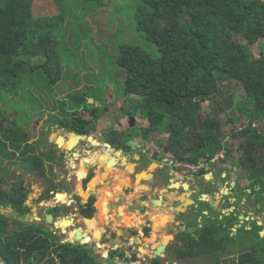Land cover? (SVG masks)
<instances>
[{
  "label": "trees",
  "instance_id": "16d2710c",
  "mask_svg": "<svg viewBox=\"0 0 264 264\" xmlns=\"http://www.w3.org/2000/svg\"><path fill=\"white\" fill-rule=\"evenodd\" d=\"M37 1L0 0V92L15 90L20 76L37 70L46 73L51 86L61 79L60 62L47 47L50 37L33 34ZM136 16L161 54L154 58L138 47L119 48L124 93L138 98L122 107L131 117L140 113L146 118L141 137L164 144L167 158L192 163L238 148L245 172L264 182V0H143ZM42 53V64L27 69L21 58ZM3 110L1 135L18 148L21 135ZM228 134L233 148L226 143ZM116 148L130 149L121 139ZM1 183L0 174V206L17 217L28 214V188H3ZM94 202L93 196L82 208L87 218L94 215ZM149 232L146 228L145 234ZM207 232L221 229L204 225L200 246ZM0 235L3 264H99L91 249L57 240L38 222L24 224L0 213ZM177 239L186 248L181 257L197 253V242L189 235L181 233Z\"/></svg>",
  "mask_w": 264,
  "mask_h": 264
},
{
  "label": "rangeland",
  "instance_id": "374dc122",
  "mask_svg": "<svg viewBox=\"0 0 264 264\" xmlns=\"http://www.w3.org/2000/svg\"><path fill=\"white\" fill-rule=\"evenodd\" d=\"M142 3L143 0H38L35 5V12H33L32 27L35 30L33 34L38 37L41 35L50 37L51 40L48 39L47 47L60 62L62 74L61 79L54 86H51L48 84V77L43 70L29 72L19 77L20 83H18L15 90L8 89L5 91L6 89H4L0 92V103L7 108V112H11V118L14 120L15 113L18 115L15 123L18 126H22L23 123L28 122L32 118V113L40 108L39 100L46 108L51 107V104L62 106V102L67 97H72L77 91L88 93L95 97L107 92L111 93L112 91L119 102L136 101L137 97L124 93L123 80L126 76H124L123 69L117 64L120 46L138 47L154 58H159L161 55L158 47L153 41L147 39L145 32L138 26L136 12ZM43 56L44 53L36 57H22L21 59L25 61L28 69L42 64L44 61ZM47 110L51 111L50 108ZM138 115L135 127L132 128V133L136 139L141 138L142 129L146 125V118H142L140 113ZM27 129L29 131L30 127L28 126ZM52 139H56L55 131ZM163 139L165 137H162L161 141ZM163 145L162 143H157L155 146L158 151L163 152ZM232 152L242 156V152L238 151V148H235ZM113 153V151H107L104 148L97 151L90 150L86 154L83 153L80 163L82 168L79 167V173H82V169H84V162L98 161L100 164L95 173L96 177L91 180L90 187L108 177L110 170L107 169L109 168L102 174L101 168L105 160ZM115 155L120 158L119 152ZM126 159L122 158L123 165H126ZM132 160L129 159V162L131 163ZM235 164H240L239 159L238 162L235 161ZM9 167L11 173L14 174V167L11 165ZM127 169L132 171V166H127ZM150 170H153V168L145 169L138 179L141 180ZM0 173L6 184H9L11 179H18L17 176H11L6 173L4 162L0 163ZM122 186L124 184L120 183L117 188H87L84 190L78 184V188H60L57 191L68 195L74 190L84 200L94 192L96 196L95 207L97 208L94 216L90 219H84L77 213L78 218L75 225L80 227L82 234L88 233L94 237V242L87 245L86 248L92 249L93 254L97 256L96 261L99 264H121L118 261L109 263L106 251L112 241L99 248L101 232L107 218L106 213L109 211L106 205L104 211L101 212L100 200L102 197L107 196L108 200L114 202L113 195L118 191L126 194L129 200H126L120 209L119 212L122 215L119 216V219L115 217V212L112 214L111 226L123 227L124 231L128 233L134 228V232L139 235L133 237L131 243L138 241L141 257H144L146 253L153 257L155 247H152L151 244L156 242L160 245L163 239L169 238L165 232V224L168 222L169 215L161 214L157 216L152 214L151 218L156 221L151 223V232L144 238L139 239L142 231L137 223L138 212L135 210L137 206L136 203L135 205H131V203L139 198L137 192L140 188H132L131 186L130 188H122ZM164 189H161L164 194L167 190L171 191V188ZM43 190L44 188H34V191L28 193L26 204L30 207V212L24 217H17L11 208H3L1 206L0 213H4L10 218H17L24 224L37 221L44 225L45 215L53 209V204L49 201L54 200V196L49 194L45 198H40L39 195ZM150 193L153 197L159 193V190H152ZM42 199L45 204L41 203ZM59 199H63V196H59ZM108 200L107 203L109 202ZM175 200L173 202H175V207L177 208H181L188 203V200H185L182 195H176ZM145 203H147V200H145ZM62 205H65L63 207L65 212L59 214L55 225L52 224L54 229L51 232H55L56 239L59 241L79 244L74 239H71V236H76V231H70L69 228L70 219L68 218L74 217V213H76L73 210L74 205L67 202ZM146 215V213L140 215L138 222L142 223L148 220ZM87 220H89L88 223H86ZM113 241L117 244L119 240L114 239ZM2 243L3 237L0 235V245ZM147 250L148 252H146ZM0 264H3L1 256ZM186 264H199V261H193V263L190 261Z\"/></svg>",
  "mask_w": 264,
  "mask_h": 264
},
{
  "label": "flooded vegetation",
  "instance_id": "af4514ba",
  "mask_svg": "<svg viewBox=\"0 0 264 264\" xmlns=\"http://www.w3.org/2000/svg\"><path fill=\"white\" fill-rule=\"evenodd\" d=\"M39 103L41 104L40 108L36 109V112L32 113V118L23 123L22 126L15 123L18 117L17 113H15V119L13 120L11 112H7V108L0 103V107L4 109L3 115L8 117L10 125L17 131L18 135H21L18 148H12L1 135L5 129V122L1 119L0 163L4 162L8 175L17 176L18 178L16 180L11 179L10 183L6 184L0 173L4 179L1 186L3 188H13L14 184H21V187L28 188L29 192L34 191V188H44L39 195L40 198L49 194L54 196L55 204L52 205L53 209L50 212L55 217L54 225L59 214L65 212L63 208L65 205L62 204L66 202L73 204V210L76 213H74V217L68 219H70V231H76L78 226L75 223L78 215L88 219L83 215L82 208L90 202L93 196L96 197L94 192L86 200L79 196L78 192L75 194L74 190L68 195L65 193L59 195L63 196V199H59V196L57 198L56 193L60 188H78V184L84 190L87 188L98 189L104 185L111 188L113 180L110 174L108 179L90 187L91 180L96 177L95 173L100 164L98 161L84 162V169H82V173H79V167L82 168L80 164L83 158L82 155L90 150L97 151L102 148L107 151H114L118 139H121L131 150L129 144L131 141L129 138L133 135V127L130 126L131 116L123 110V101L119 102L112 91L96 97L77 91L72 97H67L62 102V106L51 104L52 106L49 108L52 112L48 111L49 108H46L40 100ZM28 126L30 127L29 131ZM54 131L56 133L55 140L52 139ZM121 153L127 155L131 151L123 149ZM141 160H144L143 156L139 161ZM10 165L15 169L14 174L9 169ZM115 167L111 160L106 161L101 168V174L107 168L111 172ZM241 185L242 181L235 180V185L233 187L230 185L227 189L230 192L234 189H242L236 188ZM180 189L184 192H190V197L193 200L196 199L194 188ZM248 189L251 190V196L241 200V203H243L241 205L242 208L249 207L252 211L241 209L240 214L236 213L238 198L235 197L231 201L230 199L234 197L229 193L227 210L217 215L208 210L205 220L200 225H197V223L190 225L195 227V231L192 233H187L186 228L185 231H182L181 225L178 224L175 245L172 243V246L166 250L165 255L159 258L151 257L149 254L141 257L139 243H131L133 236H138V233L131 231L127 235L124 234L126 231L123 227L111 226V218L114 212L109 209V204L120 206L119 198L116 197L117 194H114V202L108 200L107 203L109 211L106 213L107 218L101 232L99 248L114 239L119 240L116 245L110 244L109 249L106 251L109 263L118 261L121 264H134L132 259L136 256L137 264H157L154 261H158L159 264H186L190 261L192 263L193 261H199V264H264V188ZM41 203L45 204L43 199ZM195 204L189 203L184 211L179 212V216L195 214L197 212ZM93 205L95 206V202ZM232 206H234L233 209ZM96 210L95 207V212ZM46 215L44 226L47 227ZM115 217L119 219V216L115 215ZM204 225H214L217 231L221 229V232H215L214 234L207 232L205 240H203L205 243L200 246L198 244L199 234ZM53 233L55 234V232ZM181 233L189 235L197 242L193 246L197 251L195 255L180 256V250L186 249L183 242L177 239V235ZM144 236H146L145 233Z\"/></svg>",
  "mask_w": 264,
  "mask_h": 264
},
{
  "label": "crops",
  "instance_id": "0c3cea01",
  "mask_svg": "<svg viewBox=\"0 0 264 264\" xmlns=\"http://www.w3.org/2000/svg\"><path fill=\"white\" fill-rule=\"evenodd\" d=\"M226 138V143L230 146L232 144L230 139L232 138L229 134ZM131 141H136V144H134V147L137 148L136 151L131 146V150H128L131 151V153L124 155L121 153L123 149L116 148V150L113 151L114 153L104 162L105 164L106 161L111 160L114 162V166H116L114 170L110 172L113 180L111 188H117V185L120 183L124 184L122 188H130V186L132 188H140L137 192L139 198L136 197L138 199L131 203V205H135L136 203L137 206V209H135L138 212L136 218L142 231V235L139 239L145 237V229H150L151 223L156 221L151 218L152 214L157 216L161 214L169 215L168 222L165 224V232L169 238L163 239L160 243L162 244L164 240H168L169 245L167 249L170 248L172 246L171 244L175 241L176 227L178 224L181 225L182 231H185L187 226L195 223L200 225L205 220L208 210H211L214 215L224 213L229 206L227 201L229 193L234 197L230 199L231 201H233L235 197L238 198V203H236V205H238V210H236V213L240 214L241 209L252 211L249 207L242 208L241 204L243 203H241V200H245L247 197L251 196V190L248 188H264V182H257V178L250 173H246L241 164H235V161L238 162L241 156L233 152L218 162L208 173L199 176H182L170 167V163L165 154L156 149L155 145H157V143L155 140L148 141L141 137L140 139L135 138ZM118 152L120 153V158L115 155ZM141 156L144 157V160L139 161ZM122 158H127L126 165L122 164ZM129 159H133L131 163ZM129 165L132 166L133 172L128 169L126 170V167ZM147 168H153V170L147 172L145 176L142 175V179L139 180V175ZM105 179H108V177ZM235 180L242 181V185L236 187L242 189H234L230 192L227 188L230 185L233 187L235 185ZM102 188H108V185H104ZM164 188H171V191L167 190L164 194L161 191V189L165 190ZM180 188H194V196L196 199L193 200V198L190 197V192L181 191ZM152 190H159V193L152 197L150 193ZM116 194L117 198H119V194H121L127 197V201L129 200L128 196L121 191H118ZM174 195H182L185 200H188V203L181 208L175 207V202H173L175 200ZM158 198L161 199L162 204H155V200ZM145 200H147V203H145ZM119 203L120 206H117L115 211L116 216H120L119 211L124 204V202L120 201V198ZM189 203H196L195 209L197 212L193 215L179 216V212L184 211ZM233 208L234 206H232V209ZM143 213L147 214L148 220L140 223L138 222L140 220L139 216L143 215ZM160 234H162V232H160ZM154 243L156 242L151 244L152 247ZM146 252H148V250Z\"/></svg>",
  "mask_w": 264,
  "mask_h": 264
},
{
  "label": "water",
  "instance_id": "95a60500",
  "mask_svg": "<svg viewBox=\"0 0 264 264\" xmlns=\"http://www.w3.org/2000/svg\"><path fill=\"white\" fill-rule=\"evenodd\" d=\"M135 121H136V118H134V117H131L130 118V126L131 127H135ZM72 135H74V134H72ZM225 139L227 140V138H225ZM230 142L232 143L230 145V147L233 148L234 147V140L233 139H230ZM129 144L136 151L137 148L134 147V144H136V141H130ZM59 193L60 192H57L56 193V197H57V195ZM74 193L76 194V191H74ZM119 198H120V201L121 202H126V200H127L126 199V196H122L121 194H119ZM49 202L51 204H55V201L54 200H50ZM155 204H162L161 199L160 198L156 199L155 200ZM109 209L112 210L113 212H115L116 209H117V206L116 205H113V204H109ZM54 219H55V217H54L53 214L47 213V215H46V221H47V227L50 229V231H53V229H54V227L52 226V224L54 223ZM88 219H90V218H88ZM131 231L134 232V228H132ZM193 231H195V227H191V226L186 227V232L187 233H192ZM128 234H130V233H128ZM124 237H126V236H124ZM133 237H135V236H133ZM83 238H84V235H82V233L80 232V227H77L76 228V237H75V240L74 241L78 242L81 245L87 246L88 244L81 243V241L83 240ZM110 244L116 245V242L112 240V242H110ZM168 245H169V241L168 240H164L163 243L160 244V245H158L157 243H154L153 247H155V251L153 253V257L154 258H159V257L164 256L165 255V252L167 250V246ZM132 261L134 263H137V257L135 256L132 259ZM126 264H128V263H126Z\"/></svg>",
  "mask_w": 264,
  "mask_h": 264
},
{
  "label": "built area",
  "instance_id": "2783aa9c",
  "mask_svg": "<svg viewBox=\"0 0 264 264\" xmlns=\"http://www.w3.org/2000/svg\"><path fill=\"white\" fill-rule=\"evenodd\" d=\"M227 156V151L216 154L211 159H200L196 163L168 158L170 167L182 176H199L210 172L215 165Z\"/></svg>",
  "mask_w": 264,
  "mask_h": 264
},
{
  "label": "bare ground",
  "instance_id": "6f19581e",
  "mask_svg": "<svg viewBox=\"0 0 264 264\" xmlns=\"http://www.w3.org/2000/svg\"><path fill=\"white\" fill-rule=\"evenodd\" d=\"M59 195H64V194H63V193H59V194L57 195V198H58ZM107 200H108L107 196L101 198V200H100V203H101V204H100L101 212L104 211V209H105V207H106V205H107ZM127 220H128V219H127ZM127 220H126V221H127ZM124 234L129 235L128 232H124ZM82 235H84V238H83V240L81 241V243H83V244H88V245H89L90 243L94 242V237L90 236L88 233H85V234H82ZM75 237H76V236H75ZM75 237H72V236H71V239H74V240H75Z\"/></svg>",
  "mask_w": 264,
  "mask_h": 264
}]
</instances>
